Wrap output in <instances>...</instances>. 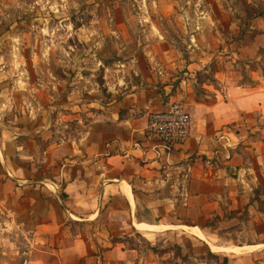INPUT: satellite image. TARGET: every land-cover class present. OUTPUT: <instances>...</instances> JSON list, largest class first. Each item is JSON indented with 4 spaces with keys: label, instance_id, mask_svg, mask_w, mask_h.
Masks as SVG:
<instances>
[{
    "label": "crops",
    "instance_id": "obj_1",
    "mask_svg": "<svg viewBox=\"0 0 264 264\" xmlns=\"http://www.w3.org/2000/svg\"><path fill=\"white\" fill-rule=\"evenodd\" d=\"M247 33L252 34L250 42L241 44L239 52L226 57V51H219L211 59L189 63V80L179 83L176 99L191 115V136L169 151L155 150L143 134L148 115L165 110L175 99H163L155 90L127 94L105 112L91 115L83 136L67 138L66 125L58 128L54 144L49 113L35 118L24 109L0 108V212L16 215L18 207L31 215V206H44L46 219L47 196L53 194L64 218L86 227L92 238L134 232L150 237L180 229L189 234L185 239L192 246L197 241V246L211 249L215 225L258 205L257 190L264 188V12L230 46L242 43ZM238 63L245 65L251 85L239 83ZM209 66L215 68L216 86L195 80ZM35 192L43 196L34 199ZM251 214L250 222H259L257 231L264 238V212ZM142 226L157 229L145 232ZM86 237L87 232H79L66 238L59 264H75L92 252V245L82 241ZM261 241L247 246L260 260L257 264H264ZM134 254L138 252L111 245L97 257L98 264H143L132 259Z\"/></svg>",
    "mask_w": 264,
    "mask_h": 264
},
{
    "label": "rangeland",
    "instance_id": "obj_2",
    "mask_svg": "<svg viewBox=\"0 0 264 264\" xmlns=\"http://www.w3.org/2000/svg\"><path fill=\"white\" fill-rule=\"evenodd\" d=\"M263 12L264 0H0V108L24 109L35 118L49 113L53 144L64 125L67 138L83 136L91 115L127 94L155 90L163 99L178 101V86L189 80L191 60L239 52L252 34L238 45L230 46L231 40ZM224 59L232 69L229 58ZM238 64L239 83L251 85L245 65ZM214 72L209 66L195 80L214 84ZM38 194L43 196L35 192L33 198L39 200ZM257 194L258 205L211 230V246L232 247L226 251L199 247L197 241L192 246L180 229L150 237L134 232L92 238L86 227L67 221L56 197L48 195L46 219L44 206H31V215L18 207L16 215L0 212V264H59L66 238L79 232H87L82 241L93 248L75 264H98L111 245L136 250L139 256L132 259L143 264H257L260 260L247 248L264 241L259 222H250L251 212H264V188ZM105 213L102 209L103 218Z\"/></svg>",
    "mask_w": 264,
    "mask_h": 264
},
{
    "label": "built area",
    "instance_id": "obj_3",
    "mask_svg": "<svg viewBox=\"0 0 264 264\" xmlns=\"http://www.w3.org/2000/svg\"><path fill=\"white\" fill-rule=\"evenodd\" d=\"M191 130L192 118L186 105L181 101H173L165 110L148 115L143 134L155 150L169 151L187 142Z\"/></svg>",
    "mask_w": 264,
    "mask_h": 264
},
{
    "label": "bare ground",
    "instance_id": "obj_4",
    "mask_svg": "<svg viewBox=\"0 0 264 264\" xmlns=\"http://www.w3.org/2000/svg\"><path fill=\"white\" fill-rule=\"evenodd\" d=\"M140 229L142 231H155L157 228H154V227H148V226H142L140 227ZM193 232V234H195L197 237H199L200 239H205L204 235L197 229H193L191 230ZM148 235V234H147ZM206 240V239H205ZM212 249L215 250V251H226V250H223V248H220V247H216V246H212ZM239 250V249H237ZM234 252V251H233Z\"/></svg>",
    "mask_w": 264,
    "mask_h": 264
},
{
    "label": "trees",
    "instance_id": "obj_5",
    "mask_svg": "<svg viewBox=\"0 0 264 264\" xmlns=\"http://www.w3.org/2000/svg\"><path fill=\"white\" fill-rule=\"evenodd\" d=\"M261 15H262V13H258V14H256V17L261 16ZM249 18L251 19L252 17L250 16Z\"/></svg>",
    "mask_w": 264,
    "mask_h": 264
}]
</instances>
